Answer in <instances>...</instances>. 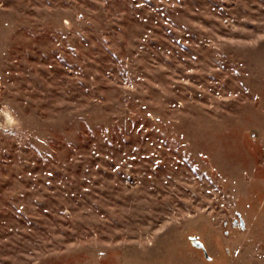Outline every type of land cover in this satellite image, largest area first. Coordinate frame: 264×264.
<instances>
[{
	"label": "rangeland",
	"instance_id": "obj_1",
	"mask_svg": "<svg viewBox=\"0 0 264 264\" xmlns=\"http://www.w3.org/2000/svg\"><path fill=\"white\" fill-rule=\"evenodd\" d=\"M0 264H264V0H0Z\"/></svg>",
	"mask_w": 264,
	"mask_h": 264
},
{
	"label": "water",
	"instance_id": "obj_2",
	"mask_svg": "<svg viewBox=\"0 0 264 264\" xmlns=\"http://www.w3.org/2000/svg\"><path fill=\"white\" fill-rule=\"evenodd\" d=\"M204 253H205V256H206V257H209L208 254L206 253V251H205Z\"/></svg>",
	"mask_w": 264,
	"mask_h": 264
}]
</instances>
